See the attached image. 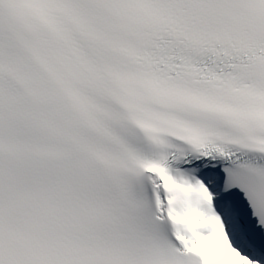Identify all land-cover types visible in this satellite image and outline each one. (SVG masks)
I'll return each instance as SVG.
<instances>
[{
	"label": "snow or ice",
	"instance_id": "obj_1",
	"mask_svg": "<svg viewBox=\"0 0 264 264\" xmlns=\"http://www.w3.org/2000/svg\"><path fill=\"white\" fill-rule=\"evenodd\" d=\"M0 264H264V0H0Z\"/></svg>",
	"mask_w": 264,
	"mask_h": 264
}]
</instances>
